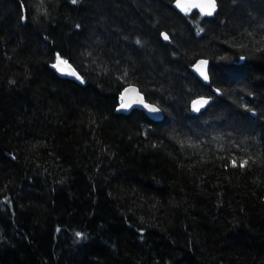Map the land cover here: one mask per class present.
Segmentation results:
<instances>
[{"label": "trees", "instance_id": "obj_1", "mask_svg": "<svg viewBox=\"0 0 264 264\" xmlns=\"http://www.w3.org/2000/svg\"><path fill=\"white\" fill-rule=\"evenodd\" d=\"M174 2L0 0V264H264V0Z\"/></svg>", "mask_w": 264, "mask_h": 264}, {"label": "water", "instance_id": "obj_2", "mask_svg": "<svg viewBox=\"0 0 264 264\" xmlns=\"http://www.w3.org/2000/svg\"><path fill=\"white\" fill-rule=\"evenodd\" d=\"M201 2L202 0H175L173 7L176 11L183 12L184 10H182L181 7L177 6L178 3L183 4L185 7H188L191 4L201 3ZM190 11L200 12L198 8H191ZM217 11H218V7L212 16H206V15L204 16L207 18H211L217 13ZM165 36H167L165 33L162 34L163 40L168 42V39L164 38ZM202 62H206V63H202ZM54 65L52 68L59 78L68 79V80H75L78 78L77 71L69 63L60 64L59 61L56 60ZM208 70H209V62L206 59H198L192 66V73L205 86H208L210 82ZM201 72L206 74L207 79L204 78V75H202ZM202 101H206V103H203L202 105L198 103ZM212 101L213 99L210 97H197L193 99L192 102L190 103L191 112L193 114L201 113L212 103ZM150 108H155L157 109V111H151ZM132 110H139L143 112L145 116L153 122H159L163 118V114L161 110L156 105L146 102L143 95L139 91L138 87L135 85H129L123 89L120 96V105L116 109L117 113L123 115L129 114Z\"/></svg>", "mask_w": 264, "mask_h": 264}, {"label": "snow or ice", "instance_id": "obj_3", "mask_svg": "<svg viewBox=\"0 0 264 264\" xmlns=\"http://www.w3.org/2000/svg\"><path fill=\"white\" fill-rule=\"evenodd\" d=\"M76 0H73V3H75ZM178 7H181L182 10L184 11H190L191 8H198L201 12V15H206V16H212L216 9H217V3L216 0H202L201 3H195V4H191L188 7H185L183 4L178 3L177 5ZM165 39H168L167 36L164 37ZM57 60L59 61L60 64H66V61L61 60L59 57H57ZM202 63H206V62H202ZM55 66V65H54ZM199 71V69H198ZM202 75H204V78L207 79V76L205 73L201 72ZM201 105L203 103H206V101H202V102H198ZM151 111H157V109L155 108H150ZM198 110V109H197ZM247 164V161H242L240 163L241 167H244ZM233 166H235V162L233 163Z\"/></svg>", "mask_w": 264, "mask_h": 264}]
</instances>
